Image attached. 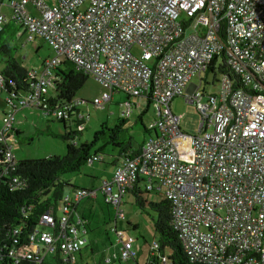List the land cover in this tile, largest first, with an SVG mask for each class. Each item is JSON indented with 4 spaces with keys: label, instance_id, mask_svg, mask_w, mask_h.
<instances>
[{
    "label": "built area",
    "instance_id": "1",
    "mask_svg": "<svg viewBox=\"0 0 264 264\" xmlns=\"http://www.w3.org/2000/svg\"><path fill=\"white\" fill-rule=\"evenodd\" d=\"M2 5L21 24L26 42L43 40L55 55L41 71L28 72L26 92L7 99L1 142L15 141L19 108L68 119L79 106L76 97L60 107L47 103L54 87L51 70L62 57L103 87L92 101L95 108L123 93V118L136 108L132 100L142 96L157 110L146 127L149 137L118 158L97 190L77 189L61 201L57 219L49 209L28 234L22 226L13 229L7 253L15 264H50L56 251L65 264H76L87 238L81 217H72L74 207L100 192L116 221L122 220L123 198L139 179L170 202L171 223L191 262L264 264V0H7ZM7 18L1 9L0 27ZM213 58L215 71L221 60L230 69L221 74L217 93L191 82L206 78ZM177 96L199 115L196 135L182 131L180 116L172 112ZM189 147L187 157L183 152ZM10 148L7 163L15 160ZM112 231L120 245L104 256V264L134 260L137 252L126 231L116 225ZM21 234L28 246L13 247L20 245ZM148 257L149 264H171L157 240Z\"/></svg>",
    "mask_w": 264,
    "mask_h": 264
},
{
    "label": "rangeland",
    "instance_id": "2",
    "mask_svg": "<svg viewBox=\"0 0 264 264\" xmlns=\"http://www.w3.org/2000/svg\"><path fill=\"white\" fill-rule=\"evenodd\" d=\"M46 1L48 3L52 2V0ZM4 2L7 3V0ZM3 9L9 18V8L5 6ZM19 30L21 34L23 31L21 28ZM13 41L18 46L16 58L27 69L41 71L43 61H47L54 56L50 46L43 40L39 39V41L25 42L24 36L20 38L16 36ZM37 46L40 47L37 49ZM132 50L136 54L140 52L138 47H133ZM4 67L5 60L0 53V71ZM221 74L218 70L208 72L206 78L202 81L198 77H194L191 82L196 85L202 82L200 85L201 90L204 88L208 92L217 93L220 87L219 80ZM103 90V87L89 75L83 86L76 93L75 97L82 100L79 104V109L81 115L84 117V123L81 126H76L73 120L68 121L67 127L69 131L80 130L73 142L78 144L87 142L90 144L92 146L90 150L91 155L94 151L100 149H103V154L102 161L85 164L78 173L63 176L64 180L73 185L66 187V194L73 195L74 186L86 189L94 187L97 190L101 181L106 180L105 178L112 169L111 163L113 158L111 154L116 151L112 150L109 145H106L104 140L97 139V134L105 129L108 130L118 125V119L122 117L124 110L120 103L126 97L123 93H114L112 100L107 102L103 108H95L92 105V101L100 97ZM5 98V93L0 90V127L3 110L6 108ZM138 102L140 106L136 107L137 109L135 108V110L133 109L134 111L127 118L126 123L122 125L124 137H130L134 147H138L139 144L149 137L144 127L146 128L152 123L155 116H157L154 104L148 103L146 98H140ZM171 109L175 115L180 116L179 125L182 131L192 136L198 133L199 115L194 105L186 102L183 96H177L171 102ZM15 117L16 122L18 121V123L21 122L22 124L21 133L16 137L14 142L8 143L9 146L11 145L10 153L14 156L15 160L65 155L67 142L61 137L56 136L65 131L60 121L45 114L42 110L39 111L33 108L19 109ZM183 154L190 157L192 155L191 147L187 151H184ZM142 188L144 190V185H142ZM147 197L149 201L156 203L165 200L164 196L155 191H149ZM120 210L124 212V219L116 221L115 210L104 203L100 192H98L96 198H84L82 200L78 211H83L89 217L90 228L92 230L86 236L90 241L94 237H97L99 244V248L93 253L90 250L89 244L82 248L83 261L90 264H104L102 262L103 252L106 250V253L109 254L117 246V235L112 231L116 223V228L125 230L132 239L133 246L137 250L136 260L138 264L146 263L151 247L158 238L154 231L153 218L155 215L149 207L141 210L135 204L134 196L129 192L124 196ZM61 213V202H58L57 214L59 215ZM76 217L77 215L75 214ZM122 262L121 264H134L133 259ZM114 264H117V262Z\"/></svg>",
    "mask_w": 264,
    "mask_h": 264
},
{
    "label": "trees",
    "instance_id": "3",
    "mask_svg": "<svg viewBox=\"0 0 264 264\" xmlns=\"http://www.w3.org/2000/svg\"><path fill=\"white\" fill-rule=\"evenodd\" d=\"M0 1L4 2V0ZM0 28V53L5 60V67L0 71L3 79L0 90L6 94L5 103L7 105L9 97L12 99L27 91L30 76L28 74L29 70L15 58L18 46L13 39L18 36L21 24L15 18L9 17ZM215 62L216 58H213L205 76L208 72L215 71ZM216 70L220 73H230V69L224 60H221ZM51 71L54 87L48 91L47 103L50 107H60L72 100L89 76V74L78 69L72 61L65 57ZM7 107L9 108L8 105ZM71 111L68 119L56 118L50 115L60 121L65 128L64 133L56 135L67 142L66 153L63 156L53 155L39 159L13 160V162L7 163L6 157L9 146L0 141V264H15L8 257L7 253L8 246L15 239V236L12 234L15 227L22 226L24 234L30 233L38 227L41 215L49 209L53 210V215L57 219L58 202H61L65 198L66 187L73 186L64 180L63 176L78 173L85 164L102 161V157L100 156L103 154V149L94 151L91 155L90 150L92 146L90 144L87 142L79 144L73 142L80 130L69 131L67 127L68 121L73 120L76 126H81L84 123V117H80L81 111L79 106L73 107ZM127 120V118L121 117L118 120L117 126L108 130L105 129L97 134V139L104 140L106 145H109L112 150L117 152L113 156L112 165L116 164L122 154L134 150L131 138H125L124 131L122 130V125ZM144 129L145 132H149L145 127ZM20 133L16 128L13 131L15 137ZM93 156H96L97 159L89 163L88 158ZM142 185H144L143 181L139 179L128 192L134 196L135 204L141 210L149 207L154 213V231L158 237L157 242L160 245V251L162 252L166 249L171 264H203L191 262L183 250L171 223L170 202L166 199L159 203L149 201L147 197L149 191L145 187L143 190ZM73 189L74 193L77 189L83 188L76 189L74 186ZM84 190L92 191L95 189ZM72 196L68 197L71 198ZM104 203L109 206L105 201ZM90 231H92L91 228ZM26 239L27 236H22L21 234L17 238L20 245L15 244L13 247L23 248V246H28ZM87 244H89L92 253L99 248L96 238H93L91 241L87 239ZM81 250L76 255V264H86L82 259ZM151 259L155 261L156 257H151ZM46 260L48 259L46 258ZM49 260L51 261L50 264H65L59 251H56ZM19 264L34 263L29 260H22Z\"/></svg>",
    "mask_w": 264,
    "mask_h": 264
},
{
    "label": "crops",
    "instance_id": "4",
    "mask_svg": "<svg viewBox=\"0 0 264 264\" xmlns=\"http://www.w3.org/2000/svg\"><path fill=\"white\" fill-rule=\"evenodd\" d=\"M44 1H46V0H44ZM54 0H52V2H53ZM47 2V1H46ZM52 2H50V3H52ZM48 3V2H47ZM5 6L6 5H2L1 6V9L3 10V12H4V9L3 8H5ZM10 10V9H9ZM5 13V12H4ZM6 14V13H5ZM21 29H22V27H21ZM22 31H23V29H22ZM19 32H20V30H19ZM22 36H24V32H22L21 34L19 33L18 34V37L20 38V37H22ZM24 38H25V36H24ZM35 41H39V39H36ZM25 42H26V40H25ZM32 42H34V41H32ZM45 42V41H44ZM23 45V44H22ZM40 46H37L36 48L38 49ZM51 48V47H50ZM52 49V48H51ZM17 51H18V49H17ZM17 51H16V53H15V58H16V56H17ZM52 51H53V49H52ZM53 53H54V51H53ZM55 55V54H54ZM17 59V58H16ZM62 59H63V57H62ZM18 61V60H17ZM20 62V61H19ZM45 61H43V63H44ZM42 63V64H43ZM24 66V65H23ZM42 67H43V65H42ZM29 71L31 70V69H28ZM201 80H203V78L201 79ZM1 89V88H0ZM5 96H6V94H5ZM140 98H146V97H144V96H142V97H138V98H134L135 100H132L133 102H136L135 104H136V107H139L140 106V104H139V102H138V100H140ZM146 100H147V102L148 103H150L149 101H148V99L146 98ZM23 108H32V107H23ZM20 109H22V108H20ZM33 109H37V110H39L40 111V109H38V108H33ZM137 109V108H136ZM8 110V107H7V105H6V108H4V110H3V114H4V112H6ZM134 110H135V108H134ZM133 110V111H134ZM19 111V110H18ZM17 111V112H18ZM157 111V110H156ZM3 114H2V116H3ZM46 114V113H45ZM143 115V114H142ZM141 115V116H142ZM157 116H155V118H156ZM155 118H154V120H155ZM2 120V119H1ZM119 120V119H118ZM1 124H2V121H1ZM21 126H22V124H21V122L20 123H18V121H17V123H16V129H17V131L18 132H21ZM148 134H151L150 132H147ZM137 147H134V149H136ZM117 154V152H114L113 154H111V156H112V158H113V160H114V157L113 156H115ZM100 157H102V155L100 156ZM113 162V161H112ZM94 163V162H93ZM92 163V164H93ZM111 166H112V169L110 170V172L108 173L109 175L105 178V179H108V178H110L111 177V175H112V172H113V170H114V166L115 165H112V163H111ZM76 189L78 188V187H75ZM81 188V187H80ZM90 188H94V187H90ZM75 189V190H76ZM83 189H86V188H83ZM67 196H72V195H70V194H66L65 195V197H67ZM82 202V200L76 205V207L74 208V211H73V218L75 217V214L77 215V218H82V222H83V224L81 225V229H82V231L84 232V234H85V236L90 232V219H89V217L87 216V215H85L84 214V212L82 211V212H79L78 211V208H79V206H80V203ZM115 225H116V223H115ZM107 235V234H106ZM126 236L128 237V238H130L129 237V235H128V233L126 232ZM86 238L88 239V237L86 236ZM94 238H96L97 239V237H94ZM108 238V237H107ZM89 240V239H88ZM119 245H120V243L117 241V246H116V248H115V250H111L110 251V253H113V252H115L117 249H118V247H119ZM134 247V246H133ZM135 249V248H134ZM136 250V249H135ZM137 251V250H136ZM109 253V254H110ZM109 254H107L106 253V250H105V252H103V258H104V256H106V255H109ZM137 257V256H136ZM103 258H102V262H103ZM149 257H147V259H146V263L145 264H149ZM85 262V261H84ZM104 263V262H103ZM116 263V262H115ZM123 263V262H122ZM138 264V262H137V260H136V258L134 259V264ZM86 264H90V263H87L86 262ZM114 264V263H113ZM117 264H120L119 262H117Z\"/></svg>",
    "mask_w": 264,
    "mask_h": 264
}]
</instances>
